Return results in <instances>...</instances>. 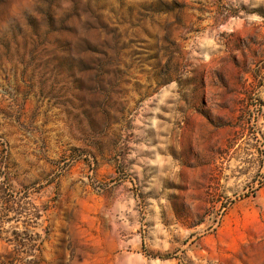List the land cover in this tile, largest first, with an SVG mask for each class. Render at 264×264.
Here are the masks:
<instances>
[{"label":"rangeland","instance_id":"obj_1","mask_svg":"<svg viewBox=\"0 0 264 264\" xmlns=\"http://www.w3.org/2000/svg\"><path fill=\"white\" fill-rule=\"evenodd\" d=\"M0 264H264V0H0Z\"/></svg>","mask_w":264,"mask_h":264},{"label":"trees","instance_id":"obj_2","mask_svg":"<svg viewBox=\"0 0 264 264\" xmlns=\"http://www.w3.org/2000/svg\"><path fill=\"white\" fill-rule=\"evenodd\" d=\"M7 201V204L9 203V201L8 200H6ZM11 206H14V205H11ZM11 206H9V207H11Z\"/></svg>","mask_w":264,"mask_h":264}]
</instances>
